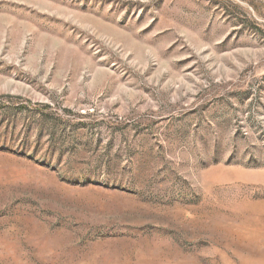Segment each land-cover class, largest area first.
<instances>
[{"label": "rangeland", "instance_id": "obj_1", "mask_svg": "<svg viewBox=\"0 0 264 264\" xmlns=\"http://www.w3.org/2000/svg\"><path fill=\"white\" fill-rule=\"evenodd\" d=\"M0 264H264V0H0Z\"/></svg>", "mask_w": 264, "mask_h": 264}]
</instances>
